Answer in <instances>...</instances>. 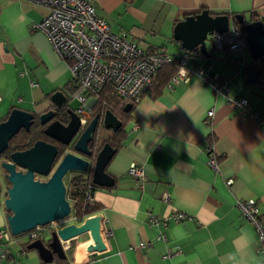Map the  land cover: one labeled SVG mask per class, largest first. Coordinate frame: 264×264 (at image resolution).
Here are the masks:
<instances>
[{
    "label": "crops",
    "instance_id": "obj_1",
    "mask_svg": "<svg viewBox=\"0 0 264 264\" xmlns=\"http://www.w3.org/2000/svg\"><path fill=\"white\" fill-rule=\"evenodd\" d=\"M85 1L112 32L175 55L186 51L173 28L188 14L207 10L232 21L241 14L245 22L255 14L264 22V0ZM46 13L45 6L30 1L0 0V121L12 108L35 115L51 108L50 94L66 90L73 78L68 61L33 27ZM206 47L210 57L189 55L190 67L220 74L227 97L246 98L250 115L215 96L198 77L168 82L158 94L148 90L131 108L124 140L106 167L114 185L93 192L98 210L91 215H99L101 231L111 230L112 236L77 263L261 264L254 227L236 202L254 200L264 218V90L247 83L245 73L248 63H262L252 61L247 48L217 50L210 40ZM209 144L219 159L217 171L207 163ZM131 164L143 178L128 173ZM175 213L185 218L175 220ZM6 225L4 218L0 228ZM75 239L80 245L91 242L88 232ZM22 241L0 244V264H42L34 252L24 251ZM143 243L147 246L140 247ZM65 252L75 259V247Z\"/></svg>",
    "mask_w": 264,
    "mask_h": 264
},
{
    "label": "water",
    "instance_id": "obj_2",
    "mask_svg": "<svg viewBox=\"0 0 264 264\" xmlns=\"http://www.w3.org/2000/svg\"><path fill=\"white\" fill-rule=\"evenodd\" d=\"M233 20L242 25L247 50L252 61L264 56V24L261 20L245 22L244 16L235 14ZM232 20L225 14L213 15L207 10L188 14L177 21L173 28V38L181 42L188 53L199 50L207 54L206 42L214 33L226 32ZM257 69H254V68ZM247 83L255 84L264 90L263 68L248 63L245 68ZM52 107L39 114L43 133L63 146H68L62 154L58 146L45 140H37L22 151L10 153L9 160H1L3 180L8 183L3 201L6 210L7 226L13 236L26 234L37 227H45L53 222L66 220L72 213L68 190L64 182L67 175L89 174L97 187L109 188L114 185V177L106 172V167L117 149L108 142L94 154L91 147L96 144L100 130L116 132L123 129L122 121L109 109L93 115L91 120L80 127L76 110L68 107L72 98L66 90L54 91L49 96ZM129 103L124 112H129ZM35 121V114L19 108H12L0 121V154L21 130L29 132ZM73 141V144L70 145ZM70 145V146H69ZM69 149H71L69 151ZM19 167L20 169H17ZM36 175L42 177L38 179ZM69 175V176H70ZM4 182V181H3ZM2 186L0 184V193ZM82 220V219H81ZM78 223H70L56 231L45 234L42 239L32 240L27 248L36 250L45 264L54 257L65 261V242L88 232L91 242L74 246L75 260L83 261L90 254L103 247L101 217L91 215Z\"/></svg>",
    "mask_w": 264,
    "mask_h": 264
},
{
    "label": "built area",
    "instance_id": "obj_3",
    "mask_svg": "<svg viewBox=\"0 0 264 264\" xmlns=\"http://www.w3.org/2000/svg\"><path fill=\"white\" fill-rule=\"evenodd\" d=\"M43 5L47 13L34 24V29L40 30L48 38L54 51L61 59L68 61L72 80L66 89L71 97H75L79 106L80 127L83 128L91 120L95 112V104L103 89L110 86L114 93L124 102H138L151 87V79L161 67L175 69L169 80V85L178 82H188L192 77L200 78L215 96H224L228 103L250 115L249 101L243 97H227L228 87L220 74L209 71L205 67L194 70L190 67V56L175 55L152 50L128 39L124 34H116L109 29L107 22L97 15L96 8L85 0H24ZM213 47L217 50L242 51L247 48L245 36L240 27L231 24L226 32L214 33L209 36ZM22 75V73H21ZM1 101V97H0ZM213 116V110L207 112V117ZM210 124L209 121H207ZM207 163L218 170V156L212 144L206 147ZM131 176L143 178V171L135 164L128 167ZM231 181L228 180L227 184ZM93 187L89 185L84 199L93 204ZM168 200V196H165ZM3 206V202L0 201ZM241 215L250 222L255 230L259 252L264 257V218L259 213L257 204L252 199L236 202ZM66 219L70 223L80 222L74 213ZM90 215L84 216V218ZM175 220L185 218L183 213L172 215ZM81 220V221H82ZM151 222H157L149 215ZM65 221V220H63ZM63 221L53 222L50 228L37 227L25 234V241L42 239L45 234L63 227ZM104 240L112 236L111 230L101 231ZM165 238L164 236H162ZM8 226L0 228V244L13 241ZM143 243L140 247H146ZM65 250L71 248L69 242L63 244ZM170 251H167L168 255ZM19 264V263H17ZM63 264H80L74 258L66 259ZM264 264V258L261 262Z\"/></svg>",
    "mask_w": 264,
    "mask_h": 264
},
{
    "label": "trees",
    "instance_id": "obj_4",
    "mask_svg": "<svg viewBox=\"0 0 264 264\" xmlns=\"http://www.w3.org/2000/svg\"><path fill=\"white\" fill-rule=\"evenodd\" d=\"M202 11V10H201ZM259 20L258 16L255 14H252L251 21ZM262 21V20H261ZM263 22V21H262ZM233 25H236L238 27H242L237 21H232ZM264 24V22H263ZM209 39V38H208ZM183 55H196L200 57H210V55L202 54L199 50H194L191 52H185ZM262 64V68L264 70V56L260 58L259 60ZM175 73V69L172 67L164 66L158 69L155 74L152 76L151 79V87L149 88L150 92H155V94H158L161 92V90L167 85L169 82L171 76ZM67 89V88H66ZM131 104L132 107L135 105V102H124L122 101L113 91V89L110 86H107L103 89L100 98L97 100V103L95 104V112L101 113L106 109H109L112 111L121 121L123 126L129 121V112H124V108L127 104ZM44 126H41L39 123V115H35V121L30 129L29 132H26L25 130H21L19 134H17L8 145V148L0 154V161L1 160H9V156L11 152L14 151H22L28 147H30L35 141L37 140H45L47 142L52 143L53 140L51 138H48L43 133ZM124 140V132L123 129H119L116 132L108 131V130H100L98 139L96 141V144H94L91 149L93 150V153L96 154L100 148L103 146L104 143L108 142L111 146L115 147L117 150L121 146L122 141ZM59 153L62 154L64 150L66 149L64 146H61L59 144L58 146ZM92 172L89 174H72L68 178V198L73 202L74 206V213L80 220L87 215H91L96 210H98V207L94 204L87 203L84 199L85 192L87 191V187L91 185L93 187V190L98 188L96 185L92 183ZM94 192V191H93ZM93 194V193H92ZM25 241L22 245L24 248V251H28V244L31 242ZM71 248L73 249V246L71 245ZM54 261L57 264H63L64 261L59 260L57 257H54ZM66 261V260H65ZM42 264H45L41 261ZM89 264V263H87Z\"/></svg>",
    "mask_w": 264,
    "mask_h": 264
},
{
    "label": "rangeland",
    "instance_id": "obj_5",
    "mask_svg": "<svg viewBox=\"0 0 264 264\" xmlns=\"http://www.w3.org/2000/svg\"><path fill=\"white\" fill-rule=\"evenodd\" d=\"M238 53H240L239 51H237ZM246 55L250 58V54H249V52H248V50L246 51ZM251 59V58H250ZM67 105H68V107H70V108H72L73 110H76L77 109V107L79 106V102H78V100L74 97H72V98H70L69 99V102L67 103ZM71 149H69V151H70ZM3 170L1 169V167H0V184H1V186H2V191H1V193H0V201L1 202H3L4 201V199H5V188H6V185L4 184V182H3ZM70 175V174H69ZM69 175H67L65 178H64V182H65V185H66V187L68 188V178H69ZM38 179H42V177H40V176H36ZM68 197V196H67ZM69 199V198H68ZM69 201L71 202V200L69 199ZM2 212L3 213H6V210H5V208H4V205L2 206L1 204H0V214H2ZM4 218H5V222L7 223V220H6V216H2L1 215V217H0V222L2 221V219L4 220ZM68 224H70V222L68 221V220H65V221H63L62 223H61V226H65V225H68ZM44 228H50L49 226H45V227H43V228H41V229H44ZM49 235V234H48ZM13 239L16 241L14 244L17 246L22 240V242H25V235L24 234H20V235H18V236H13ZM14 240H13V242H14ZM73 247L74 246H76V245H80V243H78L77 241H76V239H73V240H71L70 242H69ZM31 253V252H34L36 255H37V257H39L38 256V253H37V251L36 250H29L28 249V251H27V253ZM54 262H51L50 264H53Z\"/></svg>",
    "mask_w": 264,
    "mask_h": 264
},
{
    "label": "flooded vegetation",
    "instance_id": "obj_6",
    "mask_svg": "<svg viewBox=\"0 0 264 264\" xmlns=\"http://www.w3.org/2000/svg\"><path fill=\"white\" fill-rule=\"evenodd\" d=\"M125 125H126V124H125ZM125 125H124V126H125ZM124 126H123V128H124ZM52 143L55 144V145H57V146H59V144H60V143L56 142L55 140H53ZM72 144H73V141H72V143H71L70 145H72ZM70 145H69V146H70ZM61 146H63V145L61 144ZM64 147L67 149L68 146H64ZM17 169H20V168L17 167ZM36 176H39V175H36ZM3 181H4V184L8 185V183H6L5 180H3Z\"/></svg>",
    "mask_w": 264,
    "mask_h": 264
},
{
    "label": "bare ground",
    "instance_id": "obj_7",
    "mask_svg": "<svg viewBox=\"0 0 264 264\" xmlns=\"http://www.w3.org/2000/svg\"><path fill=\"white\" fill-rule=\"evenodd\" d=\"M86 233V232H85ZM83 234V233H82ZM81 235V234H80ZM79 236V235H78ZM77 237V236H76Z\"/></svg>",
    "mask_w": 264,
    "mask_h": 264
}]
</instances>
